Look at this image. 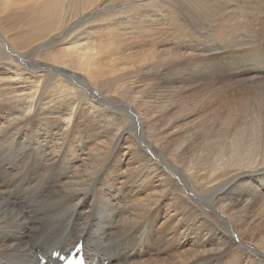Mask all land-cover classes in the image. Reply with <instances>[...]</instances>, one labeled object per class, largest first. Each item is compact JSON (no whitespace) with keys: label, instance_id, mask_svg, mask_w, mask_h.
Returning <instances> with one entry per match:
<instances>
[{"label":"bare ground","instance_id":"bare-ground-1","mask_svg":"<svg viewBox=\"0 0 264 264\" xmlns=\"http://www.w3.org/2000/svg\"><path fill=\"white\" fill-rule=\"evenodd\" d=\"M172 1L174 0H36L34 9L28 10L26 0H0V86L4 85L3 90L7 95L3 99L25 103L24 111L20 113L21 116L28 115V122L20 116L23 122L19 119V123L17 117L9 116L8 110L0 109L2 128L4 124L7 125L4 126L2 140H10L17 134L14 140L4 143L7 154H10L13 145L20 140L22 145L28 141L18 133H23L24 126L21 123H31L29 118L32 115L35 116L33 121L40 115L41 119L47 117L54 120L56 129L61 131L59 137V134H53L48 129L40 130L45 137L50 134L49 141L56 148L50 146L49 142L44 145L36 138L29 140L35 147L36 141L42 147L47 145L45 155L49 154V146L51 153L56 154L66 144L67 156L74 153L75 138L87 126L82 120L106 116L103 119L105 123L113 121L119 131H125L126 117L131 114L133 118V115L143 118L146 132L155 142L149 148L157 153L161 152L160 149L164 152L167 142L162 133L168 128H164L162 122L159 124L156 120L155 117H159L154 112L153 105L156 104H151L152 113L148 116L143 108L145 102L140 106L146 98L144 91L128 88L125 81L135 68L141 67L133 63V56L127 55L128 52L122 53L121 45L125 44L120 39V32L128 30L129 36H125L127 41L134 38L131 36L133 34L145 44L156 43L159 38H163L161 32L164 22L155 21L150 16L154 19L151 21L148 14L141 13L143 7H152L154 11L161 8L160 13L167 15L163 19L168 18L165 21L173 27L172 35L179 41L192 37L194 30L207 41L211 39L209 48L204 51L191 44L186 49L179 47V58L175 56L160 63H151L149 69L152 72L171 63L173 68L164 71L168 75L169 71L177 70L175 62L179 60V76L184 72L187 83L193 84L195 74L201 76L207 62L213 80L233 81L236 85L233 91L229 89L233 85L227 87L232 92L225 98L218 95L223 99H220L221 103L209 105L214 113L210 114V117L214 116L213 125L218 123L221 130L215 134L218 149L211 147L210 142L207 144V155L210 157L205 159L207 165L200 162L195 154L199 150L193 146L199 142L197 135L200 126L196 123V131L187 128L180 134L177 147L179 156L192 150V155L185 163L189 179L182 178L181 184L179 175L181 176L182 170L179 164L171 161L169 165L162 159L156 162L157 169L162 171L166 166L168 169L165 170L168 172L161 173L159 179L155 177L156 184H86L99 171L101 159L111 151L114 141H117L116 136L109 141H98L90 148L89 155L93 156L95 163L92 160L86 167L75 164L73 167L77 169H70V176L73 177L69 184L38 182L30 184L28 189L23 184H0V264H38L39 254L49 258L54 253L61 256L62 252L70 250L80 238L84 239L83 250L92 264H264V241L259 238L258 233L250 231V227L248 229L254 203L257 204L264 194L261 189L250 184L227 183L264 167V0H243L242 3L227 0L223 5L220 0H179L184 9L188 5L196 19V25L189 23V10L178 11V7H175L177 2ZM171 2L175 3L174 7ZM17 4L20 5L19 8L12 11ZM173 8L179 13L174 12ZM152 52L151 54H156ZM173 52L175 55L176 52ZM119 53L120 56L117 55ZM151 54L149 58L157 56ZM169 56L172 57L170 54ZM196 56L198 61L192 63ZM11 58L18 63L16 66H6ZM140 58L142 61L148 60L146 51ZM191 63L193 69L189 68ZM140 64L143 63L140 61ZM18 66L45 72V75L38 84L33 78L26 77L29 80L23 85ZM3 68L16 73L7 76L3 74ZM200 83L202 86L203 83ZM18 89L21 93L17 92ZM102 90L109 93L105 94ZM215 90L216 88L211 91ZM198 92L199 89L196 93ZM222 92L219 91L221 95ZM99 93L100 95H95ZM203 98L202 105L205 101ZM216 99L210 98V101ZM202 113L206 115V112ZM200 116L201 113L199 119ZM16 125L18 126L14 131L10 132L9 127ZM44 125L49 127L48 124ZM131 128L128 123L126 134L131 133ZM150 128L159 130L151 133ZM206 128H201L200 132L207 131ZM219 141H225L229 146L220 144ZM135 147L140 151L138 145ZM228 151L230 153L226 154ZM175 165L179 169L178 175L173 171L178 170ZM141 167L147 169L148 166L143 163L138 169ZM69 168L71 167L68 170ZM50 170L51 168L48 169ZM201 170H206V173L200 175ZM213 171L216 172L212 173ZM233 172H236L234 177H229ZM110 176L106 179L111 180ZM40 186V191L35 193ZM244 189L248 191L244 192ZM30 192L34 194L31 197Z\"/></svg>","mask_w":264,"mask_h":264},{"label":"rangeland","instance_id":"rangeland-1","mask_svg":"<svg viewBox=\"0 0 264 264\" xmlns=\"http://www.w3.org/2000/svg\"><path fill=\"white\" fill-rule=\"evenodd\" d=\"M172 2H177L176 5L175 3ZM171 4L172 6L175 5V7L178 11H185L187 12L188 9V5L185 9L183 7V4L179 1V0H174L172 1ZM28 3V5L26 6V9L28 10H32L35 7V3L36 0H26V4ZM181 3V4H179ZM43 4V3H42ZM41 4V5H42ZM182 5V6H181ZM19 4H17L14 7V10L12 11H16L19 8ZM174 7V6H173ZM182 7V9H181ZM180 8V9H179ZM176 13H179L175 8H173ZM161 10V8H160ZM159 11H154V9L152 7H146V8H142L141 13L143 14H148V18L153 21L155 19V21H159L160 22H164L165 25L162 26V32L161 35H163V38H159L156 43H148L145 44L143 43L140 39L137 38L136 35L131 34L132 37H134V41H132L133 39H130L129 41H127V38L125 36H129L128 34V30L124 31V32H120V39L123 41V43L125 44V46L121 45V51L122 53H127V55L132 57V61L134 64L138 65L139 68H135V70L130 73V75L128 76V78L125 79L126 86L128 88L132 87L135 88L136 91L142 89L144 91V94L146 96V98H144L142 100V102L140 103V106L142 103H144L145 105L143 106L144 108V112L146 114L152 113V103L156 104L153 105L155 106L154 112L155 114H159V117L157 115L156 120H158V123L161 124L162 122V126L164 125V128H168L164 133H162V137L165 139L164 141L167 142L166 146H164V152H162L163 150H161V152L157 153L153 150H151V148H149L151 145H154L155 142L153 140H151V138L148 136L146 129H145V124L143 121V118L137 116V115H133L134 118L132 117V114L130 117H126V126H125V131L124 129H122L121 131H119L117 129V127L115 126L114 122L112 121H108V122H104L103 119L106 118V116L104 117H98V118H90L89 120H82V122H84L87 126L84 127V132L79 134V137L75 138V151L72 154H69L67 156V148L68 145L66 144L64 147H62L60 150L58 151V153H51V145H53L54 148L55 145L51 144V142L49 141V137H45V135H43L44 133L42 131H40L41 129H48L49 131H51L53 134H59V137L61 136V131H59L58 129H56L55 126V122L52 119H48L47 117H42L43 119H41V115L36 118V120L33 121L35 116H30L29 120H30V124H24L21 123L20 125L24 126V129L22 130L23 133H20L21 131H19L18 134H20L19 136L22 139H27L28 141H25V145H22V140H20V142L16 145H13L10 154H7L8 151L4 150V145L6 143H9L11 140H14V137H16V135L11 138L9 140L6 139L5 141H3L2 139H4V132H5V128L4 126H7L6 124H4L3 128V121L0 120V184H12L13 186L15 184H23L24 187L26 189L29 188L30 184H69V180L71 179L70 176L72 174L71 171H73L74 169V165H80V167H86L88 164L92 163V160L94 158H92L93 156L89 155L90 153V148L96 145V142L98 143V141H109L110 139H112L113 137L116 136V140L113 143V147L111 149V154L110 152L107 154V157H105L104 159H101V167L99 169V171H96V174H93L92 176V181H88L86 184H156L157 183V179H159V177L162 175L161 173H167L168 171L165 170V168H167L165 166V168L160 171L157 169V164L156 162L159 161L160 159H162L163 161H165V163L167 164H171V161L175 162L176 164H179V168H181V176L179 175V183H182V178L184 180H188L189 178L187 176H189V173H187V169L185 168V163L186 160L188 159V157H190L192 155V150L188 153L182 154L179 156V138H180V134L183 133V129H187L190 128L192 131H196L197 129L194 128V125L197 123L201 128H206L207 131H203L200 132V127L198 128L199 133H198V137L199 142L198 143H194L193 146L196 147L197 150H199V152H195L196 156L198 157V159H200V162H204L205 163V159H210L209 155H207L208 152V142H210V146L211 147H215L218 149V146L216 144H218L217 139L215 138V134H217L220 130L221 127L218 123H214L213 125V117H210L213 114V111L210 110V106H212V104H216V103H221L223 101L222 98H225L224 96H227L228 94H230L233 91V88L235 89V83L233 81H223L222 79H218L213 80V76L210 75L212 74L211 71L209 70V65L206 62V68H203L202 74L201 76H197L195 74V79H194V83L190 84L187 83L186 81V77L184 75V72L181 76H179V60H177V62H175V66L177 68L173 69L172 71H169L168 75H165L166 69L171 70L173 67L170 63L169 66L165 65L164 67H158L156 68V70H154L153 72H155V74L149 69L150 64L151 63H160L162 61H165L167 59L170 58H175V56H177V58H179V55H177V51L179 54V47L183 48H187L189 46H195L196 45L202 50L204 51L205 49H208L210 46V40L207 41L204 37H202V35L200 33H196V30L193 31L192 33V37L186 38L183 41H179V39L175 38L172 34H173V27L170 26L169 24H167V22L163 19V16H167V15H162ZM161 14V15H157L155 13ZM190 14L188 16L189 18V23L191 25H196V19L193 17L191 11L189 10ZM150 14V15H149ZM179 15V14H178ZM150 16L152 18H150ZM158 18V19H157ZM163 20H162V19ZM193 19V22H192ZM149 20V21H150ZM168 29H167V27ZM170 26V28H169ZM193 27V26H191ZM172 28V29H171ZM167 30V31H166ZM127 32V33H126ZM124 33V34H123ZM166 33V34H164ZM128 34V35H127ZM124 35V36H123ZM199 35V36H198ZM122 36V37H121ZM200 37V38H199ZM202 37V38H201ZM126 38V39H125ZM136 39V40H135ZM199 39V41H198ZM201 39V40H200ZM205 39V40H204ZM197 40V41H196ZM196 41V42H195ZM120 42V41H119ZM153 42V41H152ZM184 42V43H183ZM136 44V45H133ZM157 43L159 45H157ZM130 44V45H129ZM191 44V45H190ZM134 46V49L133 47ZM154 46V47H153ZM125 47V48H123ZM128 47V48H127ZM150 47V48H149ZM158 48V49H157ZM143 49V50H142ZM145 49V50H144ZM155 49V51H154ZM127 50V51H126ZM131 50V51H130ZM137 50V51H136ZM140 50V53L143 51V53L146 51L148 60L147 61H142L140 60L142 57L143 53H138ZM148 50V51H147ZM168 50V51H167ZM176 52L175 55L173 51ZM134 51V52H133ZM149 51H153L157 54V56H153V58H149V54H151V52L149 53ZM157 51V52H156ZM167 51V52H166ZM152 52V53H153ZM162 53V54H160ZM156 54H151V55H156ZM168 54V55H167ZM172 55L171 56H169ZM118 56H120V53L117 54ZM159 55V56H158ZM138 56V57H137ZM140 56V57H139ZM162 57V58H161ZM168 57V58H167ZM138 58V59H136ZM156 59V60H154ZM11 62H7L6 66L8 64H10L11 66H16L18 63L11 58L10 60ZM143 63L142 65L140 64ZM195 61H198L197 56L195 57V60L192 61V63H194ZM145 62V64H144ZM149 63V64H148ZM178 63V64H177ZM192 63L190 65L189 68L193 69L192 67ZM16 64V65H15ZM123 65V64H122ZM144 65V66H143ZM208 65V66H207ZM19 67V66H18ZM21 69V73H22V78H23V85L25 84V82H27L29 79H27L26 77H31V79L33 78L34 81H36L38 84V82H40V80L42 79V76L45 75V72H40V71H33L30 69H26L22 67H19ZM139 69V70H138ZM148 70V71H147ZM32 71V72H31ZM138 71V72H136ZM209 71V72H208ZM3 74H7V76H12L15 75L16 71L14 70H9L7 71L6 69H2ZM5 72V73H4ZM135 73V74H134ZM134 74V76H132ZM34 75V76H32ZM136 75V76H135ZM205 77H204V76ZM4 77V76H3ZM6 77V76H5ZM130 77V78H129ZM161 77V78H160ZM204 77V78H202ZM199 78V79H198ZM206 78V79H205ZM132 81H131V80ZM137 79V80H136ZM44 80V79H43ZM42 80V81H43ZM195 80H199L198 82L200 83V81L203 83L201 86V83L199 84L197 81ZM221 80V81H219ZM139 81V82H138ZM208 81V82H207ZM211 81V82H210ZM216 84H213L215 82ZM219 81V82H218ZM137 82V83H136ZM218 82V83H217ZM185 83V84H184ZM207 86H206V84ZM211 83V84H209ZM228 83V84H227ZM233 83V84H232ZM135 84V86H134ZM139 84V85H138ZM160 84V85H159ZM205 84V85H204ZM219 84V86H218ZM224 84V86L222 85ZM187 85V86H186ZM192 85V86H190ZM204 85V86H203ZM211 85V86H210ZM215 86L214 88H216V90L218 89L219 91L221 90L224 91L226 94H224V92H222L223 95H221V93H219V91L217 92L215 91H211L213 90V86ZM229 85V86H227ZM233 85V86H231ZM27 86V85H26ZM209 86V87H208ZM231 86V87H230ZM224 87V88H223ZM231 89L232 91L229 92V89ZM26 88V87H25ZM2 89V90H1ZM4 89V85L0 86V94L1 92L3 93V95L0 96V109L1 108H5V110H8L9 112V116H11V118H15L17 117V121L19 122H23V119L27 121L28 119V115H23L21 116L20 111H22L25 108V103H19V100H12V101H8V100H4L3 98H7L6 92L3 90ZM194 89V90H193ZM197 89H199L200 92L196 93ZM224 89V90H223ZM141 90V91H142ZM105 94H108L109 92L102 90ZM202 91H205V93ZM227 91V92H226ZM17 92H20V89L17 90ZM5 93V94H4ZM21 93V92H20ZM215 93H217L216 95H214ZM200 94V95H199ZM95 95H100L99 94H95ZM140 95V94H139ZM222 97V98H220ZM5 96V97H4ZM156 96V97H155ZM201 96V97H200ZM213 96V97H212ZM103 97H111V96H103ZM151 99H150V98ZM196 97V98H195ZM204 97V98H203ZM119 98V97H117ZM156 98V99H155ZM200 98V99H199ZM202 98L205 100L203 105L201 103ZM210 98L216 101L211 100ZM222 101H221V100ZM161 100V101H160ZM177 100V101H176ZM6 103H5V102ZM151 101V102H149ZM153 101V102H152ZM156 101V102H155ZM176 101V102H175ZM209 101V102H207ZM3 102V103H2ZM11 102V103H10ZM15 102V103H14ZM159 102V103H158ZM171 102V103H170ZM214 102V103H212ZM2 103V104H1ZM5 103V104H4ZM190 103V104H189ZM199 103V104H198ZM14 106L13 108H11L10 106L12 105ZM15 104V105H14ZM23 104V105H22ZM198 104V105H197ZM201 104V105H200ZM206 104V105H205ZM4 107H3V106ZM160 105L159 107L156 108V106ZM200 105V106H199ZM208 105V106H207ZM210 105V106H209ZM8 106V107H7ZM19 106V107H17ZM190 106V107H189ZM197 106V107H196ZM204 106V108L202 107ZM148 107V108H147ZM196 107V108H195ZM199 107V108H198ZM208 107V108H206ZM10 108V109H9ZM19 108V111H18ZM120 108V107H119ZM123 107H121L120 109H122ZM189 108V109H188ZM201 108V109H200ZM12 109V110H11ZM16 109V111H15ZM171 110V111H170ZM173 110V111H172ZM182 110V111H181ZM24 111V110H23ZM181 111V112H180ZM203 112H206L203 114ZM16 112V113H15ZM140 112V111H139ZM27 112H25L26 114ZM181 113V114H180ZM201 113L200 119H199V114ZM209 116H208V114ZM15 114V115H14ZM177 114V116H176ZM179 114V115H178ZM161 115V116H160ZM175 115V116H174ZM186 115V116H185ZM205 115V116H204ZM15 116V117H14ZM23 118H21V117ZM90 116V115H89ZM137 116V117H136ZM147 116V117H148ZM185 116V117H184ZM146 117V118H147ZM205 117V120H204ZM132 118V120L130 119ZM139 118V119H138ZM212 118V119H211ZM98 119V120H97ZM102 119V120H101ZM131 121H129V120ZM138 119V120H137ZM22 120V121H21ZM91 120V121H90ZM97 122H96V121ZM136 120V122H135ZM16 121V120H15ZM49 121V122H48ZM161 121V122H160ZM173 121V122H172ZM189 121V122H188ZM14 122V121H13ZM19 122V123H20ZM28 122V121H27ZM48 122V123H47ZM96 122V123H95ZM110 122V123H109ZM134 122V123H133ZM141 122H143L141 124ZM203 122V123H202ZM12 123V122H11ZM130 123V127H132L131 129L135 132L131 130L130 134H126V128H127V124ZM133 123V124H132ZM170 123V124H169ZM177 123V124H176ZM190 123V124H189ZM206 123L208 125H206ZM210 123V124H209ZM44 124H48L49 127H46ZM91 124V126H90ZM94 124V125H93ZM140 124V125H139ZM172 124V125H171ZM27 125V126H26ZM143 125V127H142ZM205 125V126H203ZM13 126V127H9V131L12 132L14 131V129L17 127ZM167 126V127H166ZM181 126V127H180ZM203 126V127H202ZM175 127V128H174ZM178 127V128H177ZM3 130H2V129ZM12 128V129H11ZM113 128V129H112ZM116 128V129H115ZM142 128V129H141ZM178 130H177V129ZM181 128V130H179ZM103 129V130H102ZM107 129V130H106ZM156 129V130H154ZM194 129V130H193ZM58 130V131H57ZM118 130V131H117ZM152 130V131H151ZM157 128H150L151 133L156 132ZM210 130V131H209ZM3 131V132H2ZM101 131V132H100ZM107 131V132H105ZM123 131L125 133H123ZM172 131V132H170ZM179 131H181L180 133H178ZM191 131V132H192ZM2 132V133H1ZM111 132V134H110ZM114 132V133H113ZM116 132V133H115ZM167 132V133H166ZM206 132V134H205ZM207 132H209L208 134H211V138L208 136ZM43 133V134H42ZM113 133V134H112ZM119 133V134H118ZM145 133V134H144ZM169 133V134H168ZM176 133V134H174ZM101 134V135H100ZM204 134V135H203ZM77 135V134H74ZM89 135V137H88ZM94 135V136H92ZM107 135V136H105ZM110 135V136H109ZM114 135V136H113ZM214 135V136H213ZM56 136V135H55ZM92 136V137H91ZM169 136V137H168ZM209 138H208V137ZM118 137V138H117ZM132 140H131V138ZM143 137V138H142ZM207 137V138H205ZM36 140L38 139L42 144H47L49 142L50 146L48 148V153L47 155H45V148L47 147V145L45 147H42L40 145H38L37 141H36V147L34 146L33 143H31L29 140ZM58 138V136H57ZM90 138V139H89ZM103 138V140H102ZM105 138L107 140H105ZM123 138V139H122ZM135 138V139H134ZM141 138V139H140ZM214 138V139H213ZM120 139V140H119ZM207 139V140H206ZM228 139V138H227ZM2 140V141H1ZM73 140V139H71ZM70 140V141H71ZM89 140V141H88ZM92 140V141H91ZM144 140V141H143ZM146 140H148L146 142ZM126 141V142H125ZM217 141V143H216ZM2 142V143H1ZM95 142V143H94ZM117 142V143H116ZM128 142V143H127ZM149 142V143H148ZM202 142V143H201ZM214 142V144H213ZM5 143V144H4ZM80 143V144H79ZM83 145H82V144ZM119 143V144H118ZM178 143V144H177ZM216 143V144H215ZM220 144L223 145H228L229 143H225V141H219ZM151 144V145H150ZM176 144V145H175ZM206 144V145H205ZM18 145V146H17ZM27 145V146H26ZM80 145V146H79ZM134 147H132V146ZM136 145L139 146L140 151H142L140 154H137L140 151H137V148L135 147ZM144 145V146H143ZM150 145V146H149ZM168 145V146H167ZM178 145V146H177ZM219 145V144H218ZM22 146V147H21ZM39 146V147H38ZM190 146V145H189ZM25 149H24V148ZM67 147V148H66ZM81 147V148H80ZM66 150H65V149ZM115 148V149H114ZM149 148V149H148ZM177 148V149H175ZM18 149V150H17ZM44 149V150H43ZM79 149V150H78ZM86 149V150H85ZM133 149V150H132ZM143 149V150H142ZM207 149V150H206ZM41 150V151H40ZM202 150V152H201ZM50 151V152H49ZM65 151V152H64ZM16 152V153H15ZM64 154H63V153ZM87 152V153H86ZM114 152V153H113ZM201 152V153H200ZM50 153L52 155H50ZM230 151L226 152V154H229ZM12 154V155H11ZM114 154V156H113ZM136 154V155H135ZM144 154H146L147 156H145ZM42 155V157H40ZM52 156V157H51ZM112 156V157H110ZM119 156V157H118ZM121 156V157H120ZM45 157V158H44ZM59 157V158H58ZM82 157V158H81ZM88 157V158H87ZM90 157V158H89ZM207 157V158H206ZM38 158V159H37ZM43 158V159H42ZM53 158V159H52ZM86 158V160H84ZM117 158V159H116ZM121 158V159H120ZM124 158V159H123ZM42 159V160H41ZM49 159L50 161H45ZM57 159V160H56ZM89 159V160H88ZM110 159V161H109ZM152 159V160H149ZM53 160V161H52ZM56 162H55V161ZM62 160V161H61ZM102 160L104 162H102ZM144 160V161H143ZM149 160V161H148ZM43 161V162H42ZM65 161V162H63ZM95 160H93L94 162ZM113 161V162H112ZM143 161V162H142ZM38 162V163H37ZM46 162V163H45ZM49 162V163H48ZM53 162V163H52ZM58 162V165H57ZM61 162H63L61 164ZM81 162V163H80ZM43 163V164H41ZM48 163V164H47ZM52 163V165H51ZM71 163V164H70ZM95 163V162H94ZM112 163V164H111ZM143 163H146L148 167H146L147 169H144V167H141V169H138V167L140 165H142ZM56 164V165H54ZM61 164V165H59ZM67 166H65V165ZM112 166H111V165ZM150 164V165H149ZM49 165V166H48ZM115 165V167H114ZM117 165V166H116ZM122 167H121V166ZM129 165V166H128ZM153 165V166H152ZM205 165H207V163H205ZM41 166V167H40ZM45 166V168H44ZM65 166V167H64ZM105 166V167H104ZM131 166V167H130ZM57 167V168H56ZM63 167V168H62ZM68 167L69 168L68 170ZM112 167V168H111ZM127 167V168H126ZM44 168V169H43ZM50 171H48V169H50ZM61 168V169H60ZM103 168V169H102ZM175 168H177V166L175 165ZM17 171H16V170ZM54 171H53V170ZM71 169V171H70ZM75 169H77L75 167ZM74 169V170H75ZM154 169V170H153ZM168 169V168H167ZM178 169V168H177ZM44 170V171H43ZM66 170V171H64ZM105 170V171H104ZM117 170V171H116ZM124 170V171H123ZM136 170V171H135ZM47 171V172H46ZM52 171V172H51ZM56 171V173H55ZM171 171V170H169ZM174 172H176V174H179V169L177 171L173 170ZM202 171V170H201ZM205 171V172H204ZM201 172L200 175H203L204 173H206V170H204ZM264 167L259 168L255 173L253 171H251L252 175H250L251 173H247L244 174L246 176L243 177H239L238 179H234L231 181H227L228 184H250L251 186H255L257 187L259 190L261 189V193L264 194ZM39 174H38V173ZM45 175H44V173ZM50 172V173H49ZM58 172V173H57ZM71 172V173H70ZM104 172V173H103ZM128 172V175L126 174ZM155 172V173H154ZM216 171H213L212 173H214ZM47 173V174H46ZM60 173V175H59ZM63 173V174H62ZM68 173V174H67ZM122 173V174H121ZM257 173V174H256ZM16 174V175H15ZM43 174V175H42ZM106 174V175H105ZM119 174V175H116ZM130 174H132L130 176ZM157 174V175H156ZM218 174V173H217ZM234 174H236V172H233L229 177L233 176ZM58 175V177H57ZM63 175V176H62ZM67 175V176H66ZM69 175V177H68ZM110 176V178H112L111 180L106 179L107 176ZM123 175V176H122ZM127 175V176H124ZM136 175V176H135ZM248 175V176H247ZM257 175V176H256ZM40 176V177H39ZM42 176V177H41ZM54 176V177H53ZM133 176V177H132ZM139 176V177H138ZM157 179H156V178ZM59 178V179H57ZM68 178V179H67ZM132 178V179H131ZM139 178V179H138ZM247 178V179H245ZM136 179V180H135ZM240 179H243L240 181ZM45 180V181H44ZM61 182H60V181ZM64 180V181H63ZM67 180V182L65 181ZM100 180V181H99ZM131 180V181H130ZM135 180V181H134ZM55 181V182H54ZM99 181V182H98ZM143 181V183H142ZM65 182V183H64ZM197 183H199L198 181H196ZM221 181H219L218 184H220ZM196 184V183H194ZM226 184V183H225ZM41 186L37 189V191L35 193H38V191H40ZM235 190V189H234ZM248 190L244 189V192H246ZM34 194L32 192L29 193V196H33ZM264 197H262L256 204V202L254 203V206H257L251 210V219L250 222H248V229L249 227L251 228L250 231L254 230L253 232H256L259 234V238H261L264 241V202L262 204V199ZM257 201V200H256ZM264 201V199H263ZM263 205H261V204ZM259 206H261L259 208ZM260 211V212H259ZM259 215V216H258ZM253 218V219H252ZM260 222V223H259ZM250 223V224H249ZM255 223V224H254ZM253 224V225H252ZM254 226V227H253ZM256 226V228H255ZM260 232V233H259Z\"/></svg>","mask_w":264,"mask_h":264},{"label":"snow or ice","instance_id":"snow-or-ice-1","mask_svg":"<svg viewBox=\"0 0 264 264\" xmlns=\"http://www.w3.org/2000/svg\"><path fill=\"white\" fill-rule=\"evenodd\" d=\"M227 2V0H220V3L223 5V4H225ZM238 2L239 3H242L243 2V0H238Z\"/></svg>","mask_w":264,"mask_h":264},{"label":"flooded vegetation","instance_id":"flooded-vegetation-1","mask_svg":"<svg viewBox=\"0 0 264 264\" xmlns=\"http://www.w3.org/2000/svg\"><path fill=\"white\" fill-rule=\"evenodd\" d=\"M48 238V237H47ZM35 247V246H34Z\"/></svg>","mask_w":264,"mask_h":264}]
</instances>
